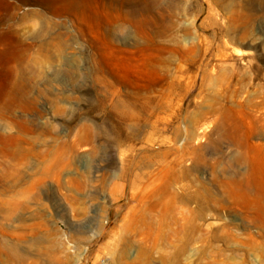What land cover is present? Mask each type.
Listing matches in <instances>:
<instances>
[{
    "label": "rangeland",
    "instance_id": "1",
    "mask_svg": "<svg viewBox=\"0 0 264 264\" xmlns=\"http://www.w3.org/2000/svg\"><path fill=\"white\" fill-rule=\"evenodd\" d=\"M102 260L264 264V0H0V264Z\"/></svg>",
    "mask_w": 264,
    "mask_h": 264
},
{
    "label": "bare ground",
    "instance_id": "2",
    "mask_svg": "<svg viewBox=\"0 0 264 264\" xmlns=\"http://www.w3.org/2000/svg\"><path fill=\"white\" fill-rule=\"evenodd\" d=\"M235 193H236V189L234 186H232L231 191H230L232 206L235 205Z\"/></svg>",
    "mask_w": 264,
    "mask_h": 264
},
{
    "label": "built area",
    "instance_id": "3",
    "mask_svg": "<svg viewBox=\"0 0 264 264\" xmlns=\"http://www.w3.org/2000/svg\"><path fill=\"white\" fill-rule=\"evenodd\" d=\"M100 264H107V263H106L105 261L102 260V261L100 262Z\"/></svg>",
    "mask_w": 264,
    "mask_h": 264
}]
</instances>
